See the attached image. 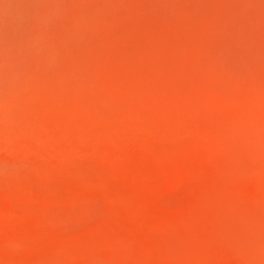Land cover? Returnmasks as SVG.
<instances>
[{"label": "rangeland", "instance_id": "rangeland-1", "mask_svg": "<svg viewBox=\"0 0 264 264\" xmlns=\"http://www.w3.org/2000/svg\"><path fill=\"white\" fill-rule=\"evenodd\" d=\"M0 264H264V0H0Z\"/></svg>", "mask_w": 264, "mask_h": 264}, {"label": "bare ground", "instance_id": "bare-ground-1", "mask_svg": "<svg viewBox=\"0 0 264 264\" xmlns=\"http://www.w3.org/2000/svg\"><path fill=\"white\" fill-rule=\"evenodd\" d=\"M110 176V175H109Z\"/></svg>", "mask_w": 264, "mask_h": 264}]
</instances>
